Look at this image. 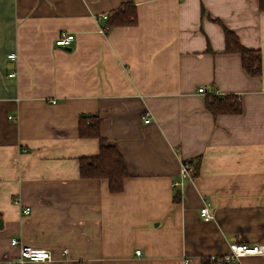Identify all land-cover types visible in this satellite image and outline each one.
<instances>
[{
	"label": "crops",
	"instance_id": "obj_1",
	"mask_svg": "<svg viewBox=\"0 0 264 264\" xmlns=\"http://www.w3.org/2000/svg\"><path fill=\"white\" fill-rule=\"evenodd\" d=\"M130 1L137 21L101 32L99 16ZM226 29L261 50L260 74L226 51ZM64 32L75 37L58 47ZM227 94L242 111L214 115L207 97ZM86 116L124 157L120 192L81 176L100 151L80 135ZM197 157L199 175L182 178ZM13 237L52 252L26 264H202L235 242L262 250L242 264H264L258 0H0V264L19 255Z\"/></svg>",
	"mask_w": 264,
	"mask_h": 264
},
{
	"label": "trees",
	"instance_id": "obj_2",
	"mask_svg": "<svg viewBox=\"0 0 264 264\" xmlns=\"http://www.w3.org/2000/svg\"><path fill=\"white\" fill-rule=\"evenodd\" d=\"M258 2L260 9L264 11V0H258ZM136 21L137 9L130 1L108 14L107 25L108 27L127 26ZM225 35L226 51L240 53L244 69L253 75L260 74L263 63L261 50L243 46L236 34L228 29H226ZM206 105L214 115L224 113L235 114L242 111L241 100L235 94L208 96ZM99 124L100 119L96 116H86L80 119V135L85 137H98L100 140V151L97 156H85L80 159V173L83 178L108 179L110 191L114 193L120 192L124 188L125 178L129 176L128 167L118 148L101 136ZM191 163L193 166L192 174L195 178L200 173L201 157H197ZM174 197L176 200H180L179 192ZM202 264H211L210 256L204 257Z\"/></svg>",
	"mask_w": 264,
	"mask_h": 264
},
{
	"label": "built area",
	"instance_id": "obj_3",
	"mask_svg": "<svg viewBox=\"0 0 264 264\" xmlns=\"http://www.w3.org/2000/svg\"><path fill=\"white\" fill-rule=\"evenodd\" d=\"M99 19H108V14H103L99 16ZM108 29V26H103L100 28L101 32H105ZM74 34L69 32L62 33L55 41L56 46L66 47L74 39ZM18 55L15 52L8 54V59L15 61L17 60ZM17 72L13 71L10 73V76H16ZM200 92L204 91V88H199ZM148 115V112L146 113ZM145 121L149 122L150 117H145ZM181 177L188 178L190 181L194 180L192 171L193 166L191 162H184L181 166ZM15 201H18L17 198ZM26 214L31 212V207L26 206L22 209ZM200 215L205 221L213 220L215 215L211 211L209 204L206 202L200 209ZM11 244L19 248V255L14 264H26L28 262H43L51 260L53 258L52 252L45 248L34 247L31 245L24 244L22 240L13 237L11 239ZM67 252V250H65ZM261 247L256 244H249L247 242H235L231 244L230 251L227 254L223 255H212L210 256L211 264H242L241 260L245 256L254 255L261 253ZM137 254H141V250H136ZM189 261V260H188Z\"/></svg>",
	"mask_w": 264,
	"mask_h": 264
}]
</instances>
